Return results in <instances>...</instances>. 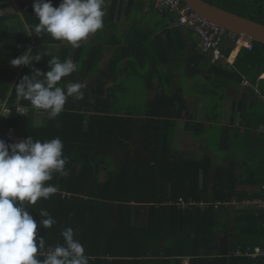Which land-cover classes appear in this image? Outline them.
<instances>
[{
	"label": "trees",
	"instance_id": "obj_1",
	"mask_svg": "<svg viewBox=\"0 0 264 264\" xmlns=\"http://www.w3.org/2000/svg\"><path fill=\"white\" fill-rule=\"evenodd\" d=\"M146 1L129 0L123 4V0H112L111 13L116 15L119 10L120 14L125 9L134 14L145 7ZM207 1L264 24V0ZM34 2L0 0V12L19 7L14 13H0V57L12 60L27 50L32 56L47 53L32 67L0 66V101L7 100L11 109L0 122V138L13 143L30 135L41 141L59 137L64 144L68 175L54 174L47 183L57 187L56 194L38 199L27 209L38 224L37 240L45 238V251L64 244L61 233L67 227L73 228L75 239L84 246L89 264H164L167 257L200 254L202 251L196 247L199 240L211 242L205 248L208 256H225L236 244L262 246L264 210L225 202L234 198L240 204L247 196L255 197L257 193L239 186L264 183V167L260 165L257 170L255 165L243 164L241 178L237 177L234 163L217 167L212 173L208 158L189 159L174 147L173 135L177 120L182 117L184 100L183 88L175 84L171 68L188 62L186 66L195 73L205 61L209 64L207 79L212 84L238 87L247 78L259 85L264 96V44L255 41L252 49L241 48L234 63L225 66L199 49L198 39L189 57L184 54L188 47L184 38L170 47L165 41H157L158 54L146 45L150 33L143 37L125 32L118 38L114 34L118 22L114 17L112 21L104 17V42L83 40L80 47L73 48L47 33L27 34L39 23ZM52 2L58 6L60 0ZM165 16L176 20L174 12L167 11ZM163 25H167L166 21ZM176 30L169 26L162 35ZM106 46L110 47L111 56L105 63ZM230 50L227 48L225 54ZM51 57L62 62L70 58L79 66L58 86L76 82L86 85L82 88L83 98L68 97L64 111L54 120L16 93V85L23 76L32 75L33 68L45 73L50 70ZM129 64L135 65L134 70L125 68ZM137 75L142 89L146 94L153 92L154 97L139 105V100L133 98L130 109L125 101L132 91L131 80ZM122 99L125 105L120 106ZM253 101L262 102L259 98ZM18 105L25 106L27 113H17ZM139 112L145 116H137ZM247 118L249 127L258 128L264 123V111L251 112ZM212 178L215 180L211 183ZM179 196L222 203L205 210L197 206L184 211L176 204ZM42 210L55 220L49 229L39 224L47 218L40 216ZM217 239L222 242L220 246L212 244ZM230 241L235 242L233 246L228 245ZM231 259L239 264L251 263L246 256Z\"/></svg>",
	"mask_w": 264,
	"mask_h": 264
},
{
	"label": "clouds",
	"instance_id": "obj_2",
	"mask_svg": "<svg viewBox=\"0 0 264 264\" xmlns=\"http://www.w3.org/2000/svg\"><path fill=\"white\" fill-rule=\"evenodd\" d=\"M33 8L39 23L27 34L47 33L55 40L67 41L73 48L80 47L83 40L104 27L105 0H60L58 6L52 0H35ZM46 56L47 53L32 56L27 50L12 59L11 65L32 67L34 61ZM78 67L70 58L62 62L51 57L49 71L33 68L32 75L23 76L16 85L17 96L30 101L34 108L45 110L49 119L54 120L64 111L68 97L83 98L82 88L86 85L76 82L58 86L63 77ZM17 113L26 114L19 107ZM63 150L59 137L41 141L30 135L13 143L0 138V264H89L85 248L75 239L72 227L61 233L64 244L46 252L45 238L37 240L38 224L27 210L38 199L56 194L57 187L47 183L54 174L68 175ZM39 214L47 217L39 224L51 228L54 218L47 211Z\"/></svg>",
	"mask_w": 264,
	"mask_h": 264
},
{
	"label": "crops",
	"instance_id": "obj_3",
	"mask_svg": "<svg viewBox=\"0 0 264 264\" xmlns=\"http://www.w3.org/2000/svg\"><path fill=\"white\" fill-rule=\"evenodd\" d=\"M129 0H123V4H127ZM111 3L112 0H105L106 4V15L105 17L112 21L114 17L115 21L118 22V25L114 27V34L119 37H122L125 32L133 36L142 35L143 37L150 33L149 39L146 40L148 48H153V50L159 54V46L157 41H165L166 45L174 44L184 38L188 44L184 54L186 56L191 55V49L194 46V42L197 41V37L194 34H189L190 32L181 26H177L174 20H171L170 17L165 16V14L159 13L157 15H150L152 11H156L153 7V4H145L143 9H140L134 14L126 13L119 14V10L116 11V15L111 13ZM124 16L125 19H124ZM167 23L166 26L163 25V22ZM175 27L176 31H171L169 33L163 34V31L167 27ZM109 34V33H108ZM96 38L95 42L89 40L88 43H102L104 42L103 30H98L95 34H92ZM110 37L113 38L110 34ZM111 56V49H110ZM188 56V57H189ZM187 57V60L190 58ZM110 58V57H109ZM108 58V59H109ZM161 59V57H160ZM107 60V59H106ZM105 61V59H104ZM188 63V62H187ZM186 62L171 68L174 75V82L178 86L183 88V84L179 81L180 76H186L188 78L197 79L200 77L206 83V89L200 90L198 88V83L196 82L197 90L193 93L186 92L183 88L182 97L184 100V107L182 117L177 120V126L181 125L183 128L182 132V143L181 149L182 153L185 154L186 158L195 159V160H210L208 166L211 167V172L214 173L217 167H225L231 164H236L237 166V177L241 178L243 173L240 169L241 165L244 164V167L252 166L256 167L258 170L260 165L264 167V134L257 130V127L251 128L248 125L247 116L251 112H260L262 113L264 100L260 95L255 94V89H259V85L256 84L254 87H246L241 83L240 86L230 85L223 88L221 84L218 83V86L215 83L207 79L208 72L207 69L209 64L203 61L198 65L199 71L193 72V69L188 68ZM227 66V65H225ZM170 67V66H169ZM166 68V67H165ZM142 70V67L139 68ZM261 78H264V74L261 75ZM139 79L138 75L133 79L135 83ZM143 90L141 85H137ZM133 91V90H132ZM132 91L127 95L128 105L131 109L133 107V98L135 95ZM154 97V93L149 91L146 92L143 90V98L140 99V103L145 102V99H151ZM211 97V100L209 98ZM262 101L261 103H254L253 100L258 101V98ZM244 101V105L243 102ZM212 102V106H211ZM208 109H210L208 111ZM208 111V112H207ZM140 117H144L143 113H140ZM213 118V119H211ZM214 125H219L221 131L218 134L219 150H215L210 147L209 144V134L206 132L207 129L211 130ZM185 132H187L188 138L185 141ZM175 134V132H174ZM221 135V136H220ZM263 135V136H262ZM174 136V135H173ZM229 139V140H228ZM178 149V148H177ZM231 149V150H229ZM214 151H219L215 154ZM244 153V158L236 155V152ZM249 155V156H247ZM212 178V182H214ZM260 184H251V185H242L239 186V189L247 190L248 192L257 193ZM248 197V196H247ZM246 197V198H247ZM245 199V198H244ZM236 200V199H232ZM213 201V200H212ZM230 202V201H229ZM226 204H232L225 202ZM240 205L241 204H233ZM211 242L207 240H199L196 247L202 251L200 254L192 256H176V257H167L164 264H239L236 261L232 260V257L245 256L238 255L236 252L238 248L242 250L250 247L254 249L255 247L251 246H241L235 245L234 249H230L229 253L225 256L219 257L217 254L209 255L206 252V247L210 245ZM235 242L230 241L229 246H233ZM214 246H220L222 242L220 240L213 241ZM261 246V245H258ZM204 250V252H203ZM231 257V258H230ZM248 257V256H246ZM251 261L250 264H264L262 257H248ZM226 259H229L228 262H225Z\"/></svg>",
	"mask_w": 264,
	"mask_h": 264
},
{
	"label": "built area",
	"instance_id": "obj_4",
	"mask_svg": "<svg viewBox=\"0 0 264 264\" xmlns=\"http://www.w3.org/2000/svg\"><path fill=\"white\" fill-rule=\"evenodd\" d=\"M154 4V8L158 10L159 13L165 14V12L170 11L176 14L175 24L177 26H182L188 30L193 31L198 37V47L205 53H210L212 55L213 61H222L225 65H232L236 58V54L232 55L234 50H240L242 47L252 49L253 42L244 38L243 35H237L226 28L212 22L205 16L198 13L194 8L186 3L184 0H151ZM231 47L228 55L225 54V50ZM243 86L254 87L253 84L244 78L242 81ZM255 94L260 95L264 100V96L260 93L258 89H255ZM22 108L25 113L27 109L25 106L18 105ZM17 107V108H18ZM11 112L8 106L7 100L2 101L0 105V122L4 117L9 115ZM42 113V112H38ZM24 115V113H20ZM257 130L264 134V123L261 124ZM221 201H205L196 200L195 198L185 199L183 196H179L176 204L180 209L187 211L194 207H199L202 210L207 209L210 205L214 204L218 206ZM228 203L239 204L236 200H231ZM241 206H254L258 209L264 210V183L259 185L258 195L255 197H247L240 201ZM238 255H245L248 257L260 256L264 260V244L262 246H257L254 249L247 247L242 250L238 248Z\"/></svg>",
	"mask_w": 264,
	"mask_h": 264
},
{
	"label": "rangeland",
	"instance_id": "obj_5",
	"mask_svg": "<svg viewBox=\"0 0 264 264\" xmlns=\"http://www.w3.org/2000/svg\"><path fill=\"white\" fill-rule=\"evenodd\" d=\"M147 3H149V5H150L151 4V0H147ZM105 6H106V4H105ZM18 10H19V7L18 6H13V7H10L8 9H6V10L1 11L0 13H10V12L11 13H14V12H16ZM126 13L127 12L125 11V9H123L122 14H126ZM150 15H157V16H159V13L157 11H152L150 13ZM125 17L126 16H124V19H125ZM189 34L191 35V32ZM89 40H92L93 42H95L96 38H94L93 35H90L84 41H85V43H88ZM103 54H104V59H105L104 62L106 63V59H108L110 57V47L106 46L105 49H104V51H103ZM0 66L6 67V68H17V66H12L11 65V60H7V59H4L2 57H0ZM125 68H127V69H131L132 68L134 70L135 65H133V67H132L129 64ZM135 80L137 81V83H135V82H133V80H131L130 87L133 90V94L135 95L134 99L140 101V99L143 98V90H140L141 88L139 86H137V85H143V84H142V82H141L140 79H135ZM179 81L183 84V88H184V90H186V92H191V93L195 92L197 90L196 82L198 83V88L200 90H205L206 89V83L202 79H200V77H197V79H195V77L193 79H191V78H188L186 76H180L179 77ZM209 100H211V97L209 98ZM124 101L125 100L122 99L119 102V105L120 106H123V105H125V102L127 104L129 100H126L125 102ZM1 104H2V101H0V105ZM139 104H140V102L138 104H136V105H139ZM212 105L213 104L211 102V106ZM21 106H23V105H21ZM209 110L210 109H208V111ZM220 131H221V128L219 127V125H214V127L211 130H209V129L206 130V132L209 134V144H210V147H212L215 150H219V148H218L219 147L218 134H219ZM182 132H183V128H181V125L177 126V129H176L175 134L173 136V145H174L175 148L181 149ZM184 135H185V141H186L187 138H188L187 132H185ZM229 150H231V149H229ZM214 152H215V154H217L219 151H214ZM236 155H239V156H241L243 158L245 156L244 153H243V151L240 152V154L238 152H236ZM242 155H244V156H242ZM247 156H249V155H247Z\"/></svg>",
	"mask_w": 264,
	"mask_h": 264
},
{
	"label": "water",
	"instance_id": "obj_6",
	"mask_svg": "<svg viewBox=\"0 0 264 264\" xmlns=\"http://www.w3.org/2000/svg\"><path fill=\"white\" fill-rule=\"evenodd\" d=\"M194 10L227 30L264 44V24L231 12L207 0H184Z\"/></svg>",
	"mask_w": 264,
	"mask_h": 264
},
{
	"label": "bare ground",
	"instance_id": "obj_7",
	"mask_svg": "<svg viewBox=\"0 0 264 264\" xmlns=\"http://www.w3.org/2000/svg\"><path fill=\"white\" fill-rule=\"evenodd\" d=\"M237 52V50H235L234 52H233V55L235 54ZM237 253V252H236Z\"/></svg>",
	"mask_w": 264,
	"mask_h": 264
}]
</instances>
